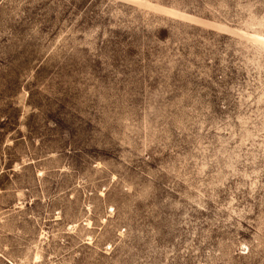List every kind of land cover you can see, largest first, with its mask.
<instances>
[{
  "label": "rangeland",
  "instance_id": "rangeland-1",
  "mask_svg": "<svg viewBox=\"0 0 264 264\" xmlns=\"http://www.w3.org/2000/svg\"><path fill=\"white\" fill-rule=\"evenodd\" d=\"M0 264H264V0H0Z\"/></svg>",
  "mask_w": 264,
  "mask_h": 264
}]
</instances>
